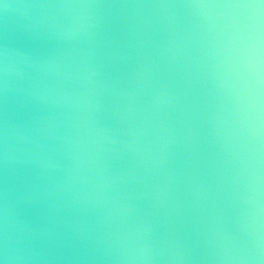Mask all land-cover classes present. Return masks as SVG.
I'll return each mask as SVG.
<instances>
[{"label":"clouds","instance_id":"1","mask_svg":"<svg viewBox=\"0 0 264 264\" xmlns=\"http://www.w3.org/2000/svg\"><path fill=\"white\" fill-rule=\"evenodd\" d=\"M0 264H264V0H0Z\"/></svg>","mask_w":264,"mask_h":264}]
</instances>
